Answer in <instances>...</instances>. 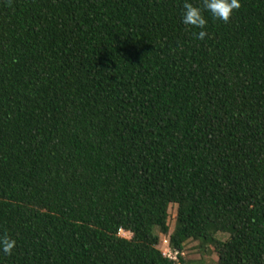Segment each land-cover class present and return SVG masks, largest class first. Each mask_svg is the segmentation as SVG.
<instances>
[{"label":"trees","instance_id":"trees-1","mask_svg":"<svg viewBox=\"0 0 264 264\" xmlns=\"http://www.w3.org/2000/svg\"><path fill=\"white\" fill-rule=\"evenodd\" d=\"M184 2L0 0V264H264V0Z\"/></svg>","mask_w":264,"mask_h":264},{"label":"clouds","instance_id":"clouds-1","mask_svg":"<svg viewBox=\"0 0 264 264\" xmlns=\"http://www.w3.org/2000/svg\"><path fill=\"white\" fill-rule=\"evenodd\" d=\"M240 7L239 0H204L203 8L194 6L185 0L182 11V23L186 26L200 29L197 38L203 40L207 35V19L204 12L207 11L217 20L228 22L233 12ZM16 241L9 237H0V252L11 255Z\"/></svg>","mask_w":264,"mask_h":264},{"label":"rangeland","instance_id":"rangeland-1","mask_svg":"<svg viewBox=\"0 0 264 264\" xmlns=\"http://www.w3.org/2000/svg\"><path fill=\"white\" fill-rule=\"evenodd\" d=\"M168 214L169 235H171L175 226L177 206H170ZM119 235L125 239L131 238V234L124 231H121ZM169 235H160V244L158 245V249L162 252V254L166 255L167 257L169 256L170 259L176 260V254L173 253L169 248ZM227 238L228 237L226 235H222L220 238L218 237V239L222 241H225ZM182 258L185 261V264H216L218 261L211 247L203 248L199 242L194 241H189L185 244Z\"/></svg>","mask_w":264,"mask_h":264},{"label":"built area","instance_id":"built-area-1","mask_svg":"<svg viewBox=\"0 0 264 264\" xmlns=\"http://www.w3.org/2000/svg\"><path fill=\"white\" fill-rule=\"evenodd\" d=\"M164 256H166V255H164ZM167 257V256H166ZM168 258H170L169 256H168Z\"/></svg>","mask_w":264,"mask_h":264}]
</instances>
